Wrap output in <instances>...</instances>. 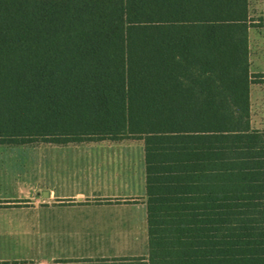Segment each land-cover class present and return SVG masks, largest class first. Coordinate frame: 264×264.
Returning a JSON list of instances; mask_svg holds the SVG:
<instances>
[{
    "label": "trees",
    "instance_id": "16d2710c",
    "mask_svg": "<svg viewBox=\"0 0 264 264\" xmlns=\"http://www.w3.org/2000/svg\"><path fill=\"white\" fill-rule=\"evenodd\" d=\"M251 0H0V144L144 140L148 264H264Z\"/></svg>",
    "mask_w": 264,
    "mask_h": 264
},
{
    "label": "crops",
    "instance_id": "0c3cea01",
    "mask_svg": "<svg viewBox=\"0 0 264 264\" xmlns=\"http://www.w3.org/2000/svg\"><path fill=\"white\" fill-rule=\"evenodd\" d=\"M251 70L254 72L252 66ZM257 98L264 99V81L250 86L252 122ZM88 141L94 144L89 145L86 159L41 162L39 182L30 178L19 182L26 193L0 196V264H148L144 259H119L143 255V241L137 232L142 228L143 204L123 202L138 195L134 149L139 144L144 159V140ZM121 144L129 150L125 169L118 158L123 154ZM109 145L112 158L97 159L96 149L102 151ZM143 185L141 170L139 188ZM21 198L39 201L40 205L34 211L9 206L15 203L12 199Z\"/></svg>",
    "mask_w": 264,
    "mask_h": 264
},
{
    "label": "rangeland",
    "instance_id": "374dc122",
    "mask_svg": "<svg viewBox=\"0 0 264 264\" xmlns=\"http://www.w3.org/2000/svg\"><path fill=\"white\" fill-rule=\"evenodd\" d=\"M253 10L255 9V15L264 12V0H251ZM250 46H251V61L252 69L254 71L264 70V27L257 29L252 28L250 31ZM253 125L255 127H264V99L257 98L253 102ZM123 143V142H122ZM92 141H82V142H70L64 144L47 142V141H34L21 144H9L1 143L0 144V172L3 174L0 175V196H18L26 193V190L20 186L19 182L24 181L25 179L30 178L33 183L39 182V172L41 169V162H55L57 159H86L87 151L90 149L89 145H93ZM111 146L97 148V159H111L112 156H109ZM135 148V147H134ZM91 150V149H90ZM120 151L123 154H120L121 157H118L121 160L123 168L126 167V161L128 157V148L126 144L120 145ZM136 155V171L138 177V195L127 197L123 203L134 204L142 203L143 204V222L142 228L137 229L139 235H141L144 249L142 256L134 257H120L122 261L131 260V262H139L141 259H144L148 263V235H147V220H146V185H145V163H142L143 167L141 169V161L144 162V159H141L139 144L134 149ZM104 155V156H100ZM115 158V157H114ZM117 158V157H116ZM122 169V170H124ZM142 170L144 177L143 188H139V179L140 172ZM5 176V177H4ZM136 198V199H135ZM11 201L15 202L9 206L15 207H25L31 208L34 211V207H39L40 202L29 200L28 199H12ZM122 203V201H118ZM4 205V204H2ZM7 205V204H6ZM126 228V225H124ZM143 261V260H142Z\"/></svg>",
    "mask_w": 264,
    "mask_h": 264
}]
</instances>
